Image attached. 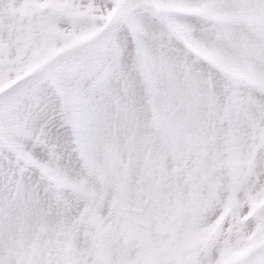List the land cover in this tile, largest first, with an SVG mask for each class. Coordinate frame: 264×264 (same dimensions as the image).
<instances>
[{"label": "snow or ice", "instance_id": "1", "mask_svg": "<svg viewBox=\"0 0 264 264\" xmlns=\"http://www.w3.org/2000/svg\"><path fill=\"white\" fill-rule=\"evenodd\" d=\"M0 264H264V0H0Z\"/></svg>", "mask_w": 264, "mask_h": 264}]
</instances>
